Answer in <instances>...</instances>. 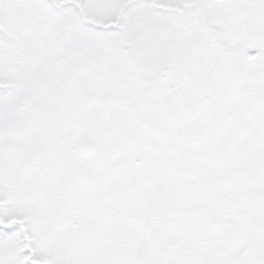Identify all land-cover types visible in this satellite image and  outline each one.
<instances>
[{
	"label": "snow or ice",
	"instance_id": "obj_1",
	"mask_svg": "<svg viewBox=\"0 0 264 264\" xmlns=\"http://www.w3.org/2000/svg\"><path fill=\"white\" fill-rule=\"evenodd\" d=\"M0 264H264V0H0Z\"/></svg>",
	"mask_w": 264,
	"mask_h": 264
}]
</instances>
